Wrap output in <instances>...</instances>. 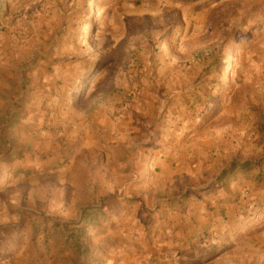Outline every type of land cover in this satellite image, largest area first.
I'll return each instance as SVG.
<instances>
[{
	"label": "rangeland",
	"instance_id": "1",
	"mask_svg": "<svg viewBox=\"0 0 264 264\" xmlns=\"http://www.w3.org/2000/svg\"><path fill=\"white\" fill-rule=\"evenodd\" d=\"M108 248L264 264V0H0V264Z\"/></svg>",
	"mask_w": 264,
	"mask_h": 264
},
{
	"label": "crops",
	"instance_id": "2",
	"mask_svg": "<svg viewBox=\"0 0 264 264\" xmlns=\"http://www.w3.org/2000/svg\"><path fill=\"white\" fill-rule=\"evenodd\" d=\"M111 251V248L96 250V255L87 264H108L109 260L115 255V252L112 251L113 253H111Z\"/></svg>",
	"mask_w": 264,
	"mask_h": 264
},
{
	"label": "trees",
	"instance_id": "3",
	"mask_svg": "<svg viewBox=\"0 0 264 264\" xmlns=\"http://www.w3.org/2000/svg\"><path fill=\"white\" fill-rule=\"evenodd\" d=\"M235 167H237V166L233 165L230 169L227 170V172L234 170ZM240 168H241V169H244V168H251V167H250V163L246 162V163L242 164V165L240 166ZM75 243H77V242H75ZM84 252H85V249H82V250H81V253L83 254ZM81 253H80V254H81ZM88 261H89V259L85 257L81 264H86Z\"/></svg>",
	"mask_w": 264,
	"mask_h": 264
}]
</instances>
